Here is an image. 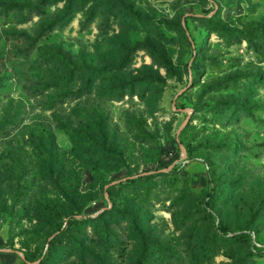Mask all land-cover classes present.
<instances>
[{
    "label": "rangeland",
    "instance_id": "1",
    "mask_svg": "<svg viewBox=\"0 0 264 264\" xmlns=\"http://www.w3.org/2000/svg\"><path fill=\"white\" fill-rule=\"evenodd\" d=\"M256 240L264 0H0V264H264Z\"/></svg>",
    "mask_w": 264,
    "mask_h": 264
},
{
    "label": "trees",
    "instance_id": "2",
    "mask_svg": "<svg viewBox=\"0 0 264 264\" xmlns=\"http://www.w3.org/2000/svg\"><path fill=\"white\" fill-rule=\"evenodd\" d=\"M31 11H30V13L31 12H33V11H37L38 9L36 8V9H30ZM205 163V162H204ZM214 195H215V192L213 191L212 193H210V196H209V199H208V202L209 201H211V199L214 197ZM209 206V209L211 210V211H213V207L212 206H210V205H208ZM210 211V212H211ZM211 214V213H210ZM249 237V239H252V237H251V235H249L248 236ZM253 240V239H252ZM254 242V241H253ZM256 243H258V244H261V245H263L264 246V241H258V240H256ZM260 249H264V247H262V248H260V247H258L255 243L253 244V247H252V254H253V256L254 257H257V255H255V254H258V251L260 252Z\"/></svg>",
    "mask_w": 264,
    "mask_h": 264
},
{
    "label": "built area",
    "instance_id": "3",
    "mask_svg": "<svg viewBox=\"0 0 264 264\" xmlns=\"http://www.w3.org/2000/svg\"><path fill=\"white\" fill-rule=\"evenodd\" d=\"M256 245H257L258 247H260V248L264 247L263 245L258 244V243H256Z\"/></svg>",
    "mask_w": 264,
    "mask_h": 264
}]
</instances>
